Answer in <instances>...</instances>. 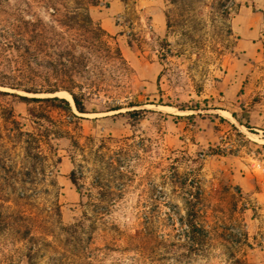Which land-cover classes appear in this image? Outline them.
Segmentation results:
<instances>
[{
    "label": "rangeland",
    "instance_id": "obj_1",
    "mask_svg": "<svg viewBox=\"0 0 264 264\" xmlns=\"http://www.w3.org/2000/svg\"><path fill=\"white\" fill-rule=\"evenodd\" d=\"M91 15L131 68L111 98L70 114L0 95V264H264V0H97Z\"/></svg>",
    "mask_w": 264,
    "mask_h": 264
},
{
    "label": "trees",
    "instance_id": "obj_2",
    "mask_svg": "<svg viewBox=\"0 0 264 264\" xmlns=\"http://www.w3.org/2000/svg\"><path fill=\"white\" fill-rule=\"evenodd\" d=\"M25 2L14 5L11 18H0V87L33 95L66 92L74 106L58 96L39 98L8 91H0V95L15 96L24 102L58 103L70 114L74 109L80 114L88 113V98H111L116 84L131 68L115 37L94 21L91 8L97 0ZM116 110L120 107L110 109ZM143 112L146 110L127 114L140 117ZM70 177L78 185L76 172ZM187 227L189 242L203 246L208 235L197 222L195 209L187 214Z\"/></svg>",
    "mask_w": 264,
    "mask_h": 264
},
{
    "label": "bare ground",
    "instance_id": "obj_3",
    "mask_svg": "<svg viewBox=\"0 0 264 264\" xmlns=\"http://www.w3.org/2000/svg\"><path fill=\"white\" fill-rule=\"evenodd\" d=\"M64 94V93H63ZM63 94H61V93H58V95H63ZM65 95V94H64ZM63 97H65L66 99H68V101H70V103L73 105V101H72V98H71V96L70 95H67V96H63Z\"/></svg>",
    "mask_w": 264,
    "mask_h": 264
},
{
    "label": "water",
    "instance_id": "obj_4",
    "mask_svg": "<svg viewBox=\"0 0 264 264\" xmlns=\"http://www.w3.org/2000/svg\"><path fill=\"white\" fill-rule=\"evenodd\" d=\"M72 98V97H71ZM72 101H73V99H72ZM73 106H74V102H73Z\"/></svg>",
    "mask_w": 264,
    "mask_h": 264
}]
</instances>
